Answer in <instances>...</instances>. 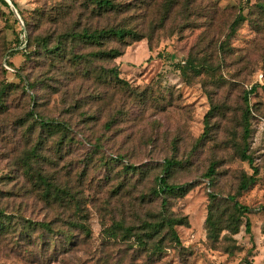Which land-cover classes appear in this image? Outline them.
I'll return each instance as SVG.
<instances>
[{
  "label": "rangeland",
  "instance_id": "1",
  "mask_svg": "<svg viewBox=\"0 0 264 264\" xmlns=\"http://www.w3.org/2000/svg\"><path fill=\"white\" fill-rule=\"evenodd\" d=\"M113 1L116 9L92 0H11L20 19L0 1V264H264V0H211L218 12L206 7L186 25L172 15L159 28L165 0ZM241 14L245 21L220 46ZM118 27L142 39L75 36ZM111 48L124 54L102 55ZM190 54L213 69L184 75ZM114 67L129 86L114 80ZM254 84L247 152L257 180L239 193L254 173L241 158L244 96ZM168 158L179 161L164 173L168 182L190 186L167 195L168 212L188 223L176 226L181 245L163 231L155 254L134 235L108 232L123 221L137 233L155 219L162 197L154 188ZM30 166L53 186H41ZM211 194L226 227L217 240L207 235ZM230 196L250 211H237Z\"/></svg>",
  "mask_w": 264,
  "mask_h": 264
},
{
  "label": "trees",
  "instance_id": "2",
  "mask_svg": "<svg viewBox=\"0 0 264 264\" xmlns=\"http://www.w3.org/2000/svg\"><path fill=\"white\" fill-rule=\"evenodd\" d=\"M3 4L9 5L6 0H0ZM97 6H99L102 9H116L115 3L113 0H92ZM200 1V4H199ZM203 1H208V0H165L164 3L161 5V7L158 10V13L160 15V24H157V27L164 26V23L169 21L172 17V15H181L183 17L184 25H186L187 22L192 23V18H198L201 17L202 15H205L203 9L206 7L208 8H213L215 12H218V9L214 4L212 3L211 0L208 1L207 5L203 7ZM245 21L244 16L241 14L239 15L236 20L232 23L230 26L229 33L226 35V40H224L220 46H227L229 40L233 37V35L237 32V26L241 24L242 22ZM190 25V24H189ZM212 25V24H210ZM108 35H114L116 36L119 41L122 43L126 42V38L128 36L133 37V41H138L141 40V36L136 32V30L132 28H123V27H118V28H111V29H101V30H95V31H88L84 30L81 33H76L75 36H79L81 38H84L85 40L90 41L91 43H98L99 40L102 37H107ZM129 45V43H127ZM124 54L123 49L121 48H111L109 51L102 52V55L107 56V57H112V58H117L120 57ZM77 58H81V56H77ZM12 63V62H10ZM8 61V59L5 60L4 62V67L9 70L13 68ZM182 72L185 75V72L187 69L193 70L195 73L200 74L204 72H210L213 69V66L211 65L210 61L206 57H198L197 55H191L188 57V59L185 61L184 66H181ZM15 70V68H13ZM16 71V70H15ZM110 71L113 74L114 80H116L118 83L124 85V86H129L128 81L120 78L119 71L114 67L110 69ZM259 87L258 84H254L252 88L245 93L244 100L246 103V109L243 112V117H242V123H243V149L241 151V158L248 162L250 165H252L254 169V173L247 177L246 175L244 176L243 180L239 184V193L247 190L251 184H254L257 180L256 175H257V168L253 166L254 159L253 157L248 154L247 150L249 147V138L251 136V119H250V114H251V108H250V102H249V96L257 91V88ZM33 117H35V114L32 112L31 114ZM209 114L205 116L204 123H205V130L203 134L200 137V140L203 139L209 132ZM41 124L43 127H49L50 131H56L58 129V122L55 120H51L49 118H42L41 119ZM52 125V126H51ZM61 125V124H60ZM99 146V144H97ZM30 159L35 158L34 152H30ZM121 159V158H120ZM28 162H26L27 164ZM179 161L176 159H166L165 160V167L163 169V173L157 177L156 180V188H154V193L158 197H162L161 202H160V211L155 215V219L146 222L145 225L146 228L141 229L143 230L144 233L146 234L144 236L142 235L141 231H138L137 233H134V230H138V228L135 225H125L123 221H118L114 222L113 225L109 229V234L113 236H117L118 231L123 230L124 234L127 236L134 235L137 240L139 245H143L145 248H150V251L153 253H157L158 251H161L163 249L162 246V241L158 239L160 234L163 231H167L168 234L171 236V240L175 241L178 245H181V240L180 237L177 233L176 226L178 225H184L187 224L186 218H180L177 216H174L173 214L168 212V194L171 193H177V194H186V192L189 190V185L187 184H182V185H176V184H170L164 175V173H167L169 169L178 164ZM32 166L29 167V175L31 177L37 178V181H39L40 185L44 187V185H47L48 187L53 186V184H50V182L47 179V175L44 171L39 170V171H32ZM126 169L128 170H135L136 167L134 165H127ZM33 172V174H32ZM215 174V169L213 166H210L207 176L212 177ZM66 192V191H65ZM67 193V192H66ZM163 195V196H162ZM65 196V195H64ZM70 197V198H68ZM65 198L68 199V201L72 202L74 200V197L69 194L68 196H65ZM55 199L59 200L61 199L62 201H65L64 197L58 196L55 197ZM229 199L233 202L234 208L241 212V213H247L250 211V208L246 205L241 204L240 201L237 200L236 196H230ZM216 201V196L211 194L210 195V205H209V212L208 216L206 219V227H207V235L209 239L212 240H217L219 238V234L222 232L225 226H222L221 222V217L216 216L214 213V204ZM249 221L247 223L248 229H249ZM45 227H49L48 224L44 225ZM238 230V226H236L235 229L230 230L231 232L235 233ZM69 236V234H67ZM124 235V236H125ZM145 241V243H144ZM252 264V263H249Z\"/></svg>",
  "mask_w": 264,
  "mask_h": 264
},
{
  "label": "water",
  "instance_id": "3",
  "mask_svg": "<svg viewBox=\"0 0 264 264\" xmlns=\"http://www.w3.org/2000/svg\"><path fill=\"white\" fill-rule=\"evenodd\" d=\"M7 2L12 6V8H13L15 14H16V15L18 16V18L20 19V15H19L17 9L15 8V6L12 4L11 0H7Z\"/></svg>",
  "mask_w": 264,
  "mask_h": 264
},
{
  "label": "built area",
  "instance_id": "4",
  "mask_svg": "<svg viewBox=\"0 0 264 264\" xmlns=\"http://www.w3.org/2000/svg\"><path fill=\"white\" fill-rule=\"evenodd\" d=\"M260 81H262V76H260Z\"/></svg>",
  "mask_w": 264,
  "mask_h": 264
}]
</instances>
